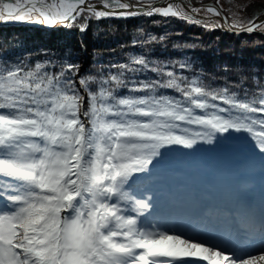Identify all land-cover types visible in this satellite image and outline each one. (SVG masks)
Segmentation results:
<instances>
[{
	"label": "snow or ice",
	"instance_id": "6c2138e0",
	"mask_svg": "<svg viewBox=\"0 0 264 264\" xmlns=\"http://www.w3.org/2000/svg\"><path fill=\"white\" fill-rule=\"evenodd\" d=\"M202 10L223 15L174 0H0V22L86 32L93 19L160 16L223 26L202 24L194 15ZM240 11L229 30L264 34V9ZM60 61L0 66V264H264V236L259 254L225 241L207 206L173 227L150 187L165 162L161 149L226 147L233 133L253 141L264 168V86L258 95L206 88L143 55L109 65L116 72L102 79L71 56ZM240 197L243 216V184ZM235 235L248 238L239 228Z\"/></svg>",
	"mask_w": 264,
	"mask_h": 264
},
{
	"label": "trees",
	"instance_id": "16d2710c",
	"mask_svg": "<svg viewBox=\"0 0 264 264\" xmlns=\"http://www.w3.org/2000/svg\"><path fill=\"white\" fill-rule=\"evenodd\" d=\"M87 25L85 20L84 26ZM78 27L79 24L52 29L27 24L0 25V66L21 62L34 65L47 58L59 64L60 57L71 56L81 64L82 73L102 79L105 70L116 72L109 65L127 63L133 56L143 55L165 71L174 70L189 80L199 77L198 83L206 88L227 86L238 91L243 87L258 95L264 86V34L259 32L235 34L160 16L93 19L86 32L78 31ZM146 34L162 39L153 42L145 39ZM133 40L138 46L133 45ZM180 63H187L188 69L181 72ZM147 75L151 77L150 73ZM236 135L233 133L228 147H233ZM242 135L247 144H253L246 134ZM161 178L156 170L150 187Z\"/></svg>",
	"mask_w": 264,
	"mask_h": 264
},
{
	"label": "rangeland",
	"instance_id": "374dc122",
	"mask_svg": "<svg viewBox=\"0 0 264 264\" xmlns=\"http://www.w3.org/2000/svg\"><path fill=\"white\" fill-rule=\"evenodd\" d=\"M154 1L157 0H153V2ZM166 2L167 0H165V3ZM189 8H191L190 5ZM200 9H205V7ZM238 9L241 10L239 15L245 17L254 12L253 8ZM194 15L196 16V19L201 21L202 24L206 21L210 24L212 21L217 20L215 16H211V14H208L203 10L195 13ZM233 22H235V17ZM22 24L29 25V23L11 21L5 25ZM215 29L224 30L220 27ZM234 142L235 143L231 148L228 146L214 147L212 145L199 144L195 149H185L182 146H175L174 148L163 150L162 152L166 153L165 162L158 169L162 178L160 179L159 183L154 181L151 184V188L157 199V211L165 218H168L169 220L174 219L176 222L178 221L179 217L177 216V213L183 214V219L188 221L192 218L193 212L202 206H207L208 209L213 211L215 210V212L220 206L221 210H224L226 206H229L226 199L219 196L218 200H212L211 191H215L218 195L221 194L220 185L218 182H220V174H222V170L226 168H229L231 181L235 179L234 176L236 174L240 177L236 178L235 181H232V186L234 188H231L230 186L226 187L228 189H233L235 196L238 195L241 184L244 185V189L249 188V190H255L256 188L255 191H258V193L254 194V201H257L259 206L264 209V168L261 167L260 154L258 151L254 150L253 144L249 145L245 142V138L242 134L236 135ZM176 152L179 154L178 156L176 155ZM206 155L209 157H206ZM206 171L211 173L212 181L205 180L204 174ZM257 173H260L262 178H260L257 183H255L253 176ZM245 175L250 176V178ZM243 177H247V181H243ZM238 198L240 201L241 197L238 196ZM201 200H207V203L205 202V204L201 205ZM216 208L218 209L216 210ZM238 218L239 217L236 219L238 220ZM241 220L244 224H241L239 220L237 221L238 223L236 226H240L241 228L253 233L252 235L248 234L249 236H253L254 238V231H256L255 227L259 224L262 226V228H260L261 232H264L262 231V229H264L263 223H258L254 219ZM212 222L215 224V226L217 225L219 227L226 226L227 223H232L231 219L229 221V217L227 215L223 217L222 213H217V215H214ZM234 229V227H230L227 229V231L230 232V235L234 236ZM234 239L238 241L236 236ZM250 241V239H247L245 242L242 241L243 243H241L239 247H241V249L247 250L249 247L247 244ZM255 246V249L257 248L255 254H259L258 248L261 246L260 242L256 243Z\"/></svg>",
	"mask_w": 264,
	"mask_h": 264
},
{
	"label": "bare ground",
	"instance_id": "6f19581e",
	"mask_svg": "<svg viewBox=\"0 0 264 264\" xmlns=\"http://www.w3.org/2000/svg\"><path fill=\"white\" fill-rule=\"evenodd\" d=\"M206 157H209L208 155H206ZM227 167V166H226ZM245 176H247V177H249L250 178V176H248V175H245ZM204 177H205V180H211L212 181V176H211V173L209 172V171H206L205 172V174H204ZM235 177V179L236 178H240L239 177V175H235L234 176ZM246 177V178H247ZM245 177H243L242 179H243V181H247V179H246ZM260 178H262L261 177V175H260V173H257V174H255L254 176H253V179H255V183H257V181L260 179ZM234 179V178H233ZM235 179L234 180H232V181H235ZM232 181H231V179H230V172H229V168H226V169H223L222 170V174H220V182H218V184L220 185V192H221V194H217L215 191H211L212 192V200H218V198H219V196H221V197H223L224 199H226L227 200V202L229 203V204H231V205H233V204H238V202H239V198H238V196H240V191L238 192V195L237 196H235V193H234V190L233 189H228L227 187L228 186H230L231 188H234L233 186H232ZM227 186V187H226ZM198 190V189H197ZM255 190H256V188H255ZM254 189L253 190H249V188H247V189H245V191L249 194V199L250 200H252L253 198H255V196H254V194L255 193H258V191H255ZM230 191V192H229ZM219 192V193H220ZM252 192V193H251ZM249 200V201H250ZM202 204L201 205H203V204H205V202L207 203V200H201L200 201ZM253 205H254V207H257V208H255V210L257 211V212H262V210L260 209L261 207L259 206V204H258V202L257 201H253ZM183 214H180V213H177V216H179V217H181ZM181 218H183V216L181 217ZM239 229H240V231L243 233V230H242V228L241 227H238ZM219 234V233H218ZM217 234V235H218ZM220 236V235H219ZM234 237L235 236H232V235H229L228 237H227V241H232V242H235V243H240V240L242 241V239H243V237H241L238 241H236V239H234ZM248 239V238H247ZM247 239H244V240H247ZM256 239L258 240V239H260V237L258 238V237H254V239L251 241V242H249L247 245L249 246L248 248H247V250L249 251H251V252H253L254 254L256 253V250H257V248L255 249V248H253V247H251V244H255V242L254 241H256ZM241 248V247H240ZM255 249V250H254ZM202 264H207V262H202Z\"/></svg>",
	"mask_w": 264,
	"mask_h": 264
},
{
	"label": "flooded vegetation",
	"instance_id": "af4514ba",
	"mask_svg": "<svg viewBox=\"0 0 264 264\" xmlns=\"http://www.w3.org/2000/svg\"><path fill=\"white\" fill-rule=\"evenodd\" d=\"M174 2L180 7H183L185 3L191 7L195 6L198 9L202 7L206 8L209 5V2H214L222 11L226 13L231 23L234 19L232 12L236 11L238 8H253L254 12H256L258 9H264V0H219V3H217V0H192L194 5L188 0H174ZM229 6L231 7L232 12L229 11Z\"/></svg>",
	"mask_w": 264,
	"mask_h": 264
},
{
	"label": "water",
	"instance_id": "95a60500",
	"mask_svg": "<svg viewBox=\"0 0 264 264\" xmlns=\"http://www.w3.org/2000/svg\"><path fill=\"white\" fill-rule=\"evenodd\" d=\"M191 4H193V2H192V0H188ZM154 3H156L158 6L159 5H161V6H163V5H165L166 3H165V0H157V1H154ZM209 5H214V6H216V7H218L214 2H209L208 3ZM194 5V4H193ZM219 8V7H218ZM222 13H223V15L220 17V18H217V19H219V21H220V23L223 25L222 27H220L221 29H224V30H226V31H231V30H229V28H228V25L229 24H231V22H230V20H229V18H228V16L226 15V13L224 12V11H222ZM5 24H8V22L7 23H5V22H0V25H5ZM29 25H33V26H38V27H43V28H48V29H50V28H52V27H48V26H42V25H39V24H30L29 23ZM56 28V27H55ZM233 32V31H232Z\"/></svg>",
	"mask_w": 264,
	"mask_h": 264
}]
</instances>
